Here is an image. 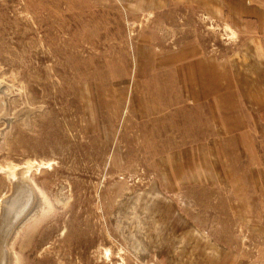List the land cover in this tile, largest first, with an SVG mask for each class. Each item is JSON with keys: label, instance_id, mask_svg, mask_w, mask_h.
<instances>
[{"label": "rangeland", "instance_id": "obj_1", "mask_svg": "<svg viewBox=\"0 0 264 264\" xmlns=\"http://www.w3.org/2000/svg\"><path fill=\"white\" fill-rule=\"evenodd\" d=\"M211 5L0 0V264H210L264 241L233 186L264 184V42Z\"/></svg>", "mask_w": 264, "mask_h": 264}, {"label": "crops", "instance_id": "obj_2", "mask_svg": "<svg viewBox=\"0 0 264 264\" xmlns=\"http://www.w3.org/2000/svg\"><path fill=\"white\" fill-rule=\"evenodd\" d=\"M210 1L212 5L210 8L207 7L208 13L219 18L223 17V20L225 19V21H227L228 26L232 30L250 33L253 35V39L258 40L260 44L264 42V0ZM197 77L194 79L199 82ZM198 84L200 85V82ZM247 176L251 177V180H253L252 174L246 175V178ZM233 186L235 202H238L235 207L245 208V218L243 222L246 229L249 228L253 230V224L259 223L261 225V239H264V184L260 186V193L257 192L259 189H254L251 181L250 183H246L244 180V184L238 183ZM254 207L261 209L259 219L257 220H254L252 215ZM218 250H225L223 258L219 260L213 258L210 264H264V241H261L256 248H219Z\"/></svg>", "mask_w": 264, "mask_h": 264}, {"label": "bare ground", "instance_id": "obj_3", "mask_svg": "<svg viewBox=\"0 0 264 264\" xmlns=\"http://www.w3.org/2000/svg\"><path fill=\"white\" fill-rule=\"evenodd\" d=\"M26 183V182H25ZM19 186V190L18 191H20V194L22 195V196H24L25 194L27 195V192H28V197H29V202H32V199H33V193L31 192V191H29L28 189H27V186H26V184H22L21 183V185H18ZM37 195V194H36ZM9 198V197H8ZM21 199V198H20ZM35 199V198H34ZM15 202L14 201H8L7 202V204L6 205H9L8 207H11L9 210H8V213H6L5 214V217H3V220L5 221V219L6 220H8V219H12L13 217H14V210L16 209L15 207H16V205L14 204ZM18 203V202H17ZM13 205H15V206H13ZM23 206V205H22ZM21 206V207H22ZM18 207H19V205H18ZM17 213V212H16ZM19 215H20V213H19ZM17 217V216H16ZM4 222H2L1 224H0V237H1V239H2V235L3 234H6V233H4L5 232V229L4 228H6V230H7V227L5 226L4 227V224H3ZM12 229V228H11ZM8 233H10V230L8 231ZM7 233V234H8ZM0 243H1V241H0ZM2 245H4V243H3V241H2ZM5 246V245H4ZM3 250H0V253L2 252ZM3 254H4V252H3Z\"/></svg>", "mask_w": 264, "mask_h": 264}]
</instances>
